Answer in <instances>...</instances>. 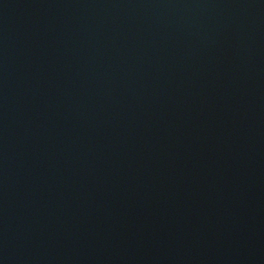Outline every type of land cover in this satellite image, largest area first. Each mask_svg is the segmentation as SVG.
Returning a JSON list of instances; mask_svg holds the SVG:
<instances>
[{
	"label": "water",
	"instance_id": "95a60500",
	"mask_svg": "<svg viewBox=\"0 0 264 264\" xmlns=\"http://www.w3.org/2000/svg\"><path fill=\"white\" fill-rule=\"evenodd\" d=\"M0 264H264V0H0Z\"/></svg>",
	"mask_w": 264,
	"mask_h": 264
}]
</instances>
